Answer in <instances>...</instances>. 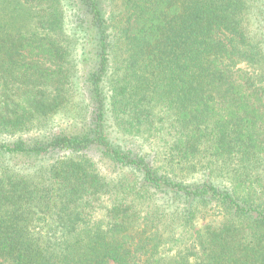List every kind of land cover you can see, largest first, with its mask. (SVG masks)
Returning <instances> with one entry per match:
<instances>
[{"label":"trees","instance_id":"1","mask_svg":"<svg viewBox=\"0 0 264 264\" xmlns=\"http://www.w3.org/2000/svg\"><path fill=\"white\" fill-rule=\"evenodd\" d=\"M0 264H264V0H0Z\"/></svg>","mask_w":264,"mask_h":264},{"label":"rangeland","instance_id":"2","mask_svg":"<svg viewBox=\"0 0 264 264\" xmlns=\"http://www.w3.org/2000/svg\"><path fill=\"white\" fill-rule=\"evenodd\" d=\"M84 57H88V55H87V52L85 51L84 52ZM86 67V66H85ZM81 71V75H82V69L80 70ZM85 73V70H84V72H83V74Z\"/></svg>","mask_w":264,"mask_h":264}]
</instances>
